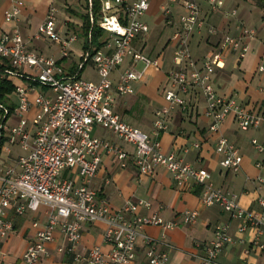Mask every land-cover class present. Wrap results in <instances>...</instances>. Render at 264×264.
I'll return each instance as SVG.
<instances>
[{
    "label": "built area",
    "instance_id": "obj_1",
    "mask_svg": "<svg viewBox=\"0 0 264 264\" xmlns=\"http://www.w3.org/2000/svg\"><path fill=\"white\" fill-rule=\"evenodd\" d=\"M174 2H179L182 11L179 25L171 36L174 41L173 65L166 70L169 86L164 90L168 104L155 109L150 133L124 120L113 107L117 94L134 91L133 81L140 79L147 67L159 66L157 56L134 44L137 36L149 31V24L143 18L149 0H101L100 16L96 22L108 35L102 47L90 44L83 49L74 71L67 70L58 57L30 48L17 27L3 29L0 26V57L10 65L5 69V75L23 80L14 85L17 102L13 109L9 111L0 103L3 111L0 138L5 141L4 148L10 152L11 146L16 144L23 150L0 172V245L1 239L14 227L9 211L23 213L43 204L46 215L43 221L36 217L32 219L34 232L22 253V264L38 263L56 228L62 231L67 241L66 249H73L85 221L103 222V237L109 247L103 249L99 243H93L84 253H75L83 264H127L135 255L138 235L145 244L149 264H169L167 250L158 248L156 239L142 227L158 224L169 228L181 221H196V207H187L179 216L165 218L156 211H138L139 205L150 203L148 199L127 198L121 205L112 206L105 195L99 194L93 185L100 162L99 148L104 147L113 153L122 166L130 154L121 145L93 134L95 124L133 145L131 157L140 173L151 174L161 165L177 180L191 178L199 182L200 200L204 204L218 203L231 215L241 217L239 229L248 226L254 229L250 246L264 248V194L257 196L258 207L240 204L237 192L214 184L207 168L184 161L174 151L164 152L158 139L159 133L168 127L167 117L171 108L186 109L185 95L192 89H197L204 98V113L210 118V131L219 130L227 116H231L244 130L264 122V107L253 110L239 101L235 94L219 93L212 79L215 70L224 66L228 54L243 58L248 53L249 40L255 36V28L239 20V32L232 34L208 23L203 5L209 10L221 9L225 0H166L161 4L166 22H171V5ZM87 4L90 22H93L91 0H87ZM22 5V0H15L4 9V20L13 21ZM56 10V5L50 3L36 35L47 37L57 44L60 57H68L70 46L78 34L74 31L62 34L57 30ZM224 14L235 17L237 9L232 7ZM203 29L207 34L218 35V38L210 50L197 59L191 53L189 40L194 32L200 33ZM127 57L128 65L113 80V70ZM88 60L93 62L97 74L95 79L82 76L78 71ZM139 61L143 63L140 69L136 67ZM40 85L49 87L51 93L40 91ZM33 89L36 92L31 98L29 93ZM8 114H14L16 121L7 123ZM250 142L257 151H264L263 144L256 137H252ZM214 148L221 155V166L234 172L240 169L242 155L235 143L220 134ZM256 165L261 166V162L256 161ZM255 179L260 185L264 175L258 174ZM230 240L228 222H217L212 235L202 243V251L196 253L199 263L225 264L218 260V253ZM62 248L58 246V249Z\"/></svg>",
    "mask_w": 264,
    "mask_h": 264
},
{
    "label": "crops",
    "instance_id": "obj_2",
    "mask_svg": "<svg viewBox=\"0 0 264 264\" xmlns=\"http://www.w3.org/2000/svg\"><path fill=\"white\" fill-rule=\"evenodd\" d=\"M14 1L0 0V26L3 29L17 27L30 48L58 57L67 70L74 71L81 55L79 59H76L70 48L68 57H60L57 44L45 36L37 37V27L43 21L50 3H54L57 10L59 6L62 8L71 6L77 10L79 7L83 8L82 4L86 0H22L23 5L16 18L13 21H6L3 18V11ZM165 1L149 0L150 6L159 3L160 7ZM232 7L237 9L236 16L225 15L224 11ZM73 8L69 9L71 13L63 12L65 15L63 19L75 21L81 26L82 22L77 20L78 17L73 18V15H77L71 11L74 10ZM171 9V22L165 21L162 12L161 16L155 19L152 17L150 22L148 20L151 15L150 10L145 12L143 18L149 24V31L137 36L134 44L150 55L157 56L159 66H152L154 68L144 79L142 76L133 81L132 93L117 94L113 101L114 109L124 120L148 133L153 128L155 109L168 104L164 98V90L169 86L166 70L173 65L171 57L174 41L171 36L174 28L179 25V14L182 11L179 2L172 3ZM203 10L206 21L222 32L238 33L239 20L255 28V36L249 40L248 53L243 58H237L233 53L228 54L224 66L215 70L212 79L219 93L235 94L239 101L253 110L263 108L264 8L248 0H225L221 9L209 10L206 5H203ZM150 23L157 25L152 28ZM58 25L56 21V28L60 33L72 32L62 31L61 26ZM107 35L108 33L104 31L99 38L98 46H103ZM217 38L218 35L207 34L204 29L200 33L194 32L189 40L192 55L200 59L210 50ZM81 46L83 52V43ZM128 61L127 57L113 70L111 74L113 80L117 79L119 72L128 65ZM260 65L263 66L262 69L259 68ZM78 71L85 77L93 79L97 77L91 60L86 61ZM7 77L13 81L14 85L23 81L17 77ZM11 92L7 95L6 102L15 105L17 98L14 101ZM35 92L36 89L30 91L31 98ZM185 96L187 108L183 110L178 106L171 108L167 117L168 127L158 135L161 149L164 152L174 151L184 161L207 168L209 178L214 184L237 192L240 204L258 207L257 196L259 193L264 194V180L258 185L255 177L258 174L264 175V151H257L250 139L256 137L264 146V122L258 127L244 130L237 126L231 116H227L220 124L219 130L213 132L208 128L210 118L204 113L205 101L201 93L197 89H192ZM16 119L14 114L6 116L7 123H13ZM95 127L96 132L93 127L95 135L121 145L130 154L126 164L122 166L113 153L104 147L99 148L100 162L93 178V185L99 194L107 197L112 206L121 205L127 198H145L150 203L139 205L138 211L141 213L156 211L165 218L179 216L180 212L187 207L198 208L195 222L181 221L169 228H163L158 224H146L142 227L143 231L156 239L155 244L158 248L167 250L169 264H200L196 253L202 251L201 245L212 235L214 225L222 221L228 222L231 240L226 242L219 251L218 260L225 264H264V248L250 246L254 229L249 226L239 229L238 226L243 219L231 215L218 203L204 204L200 200L201 184L199 182L191 178L177 180L167 168L161 165L157 166L151 174L140 173L131 157L133 145L100 124H95ZM220 134L226 136L240 149L241 167L236 172L227 170L219 162L221 155L215 151L214 147L216 138ZM1 142L3 143L0 151L5 149L4 139ZM18 148L19 151L15 152L11 146V154L15 157L23 151L19 146ZM15 157L13 159L11 157L10 163ZM256 161H260L261 166H257ZM5 167L0 166V172ZM9 214L12 215L14 227L1 239L0 264H22V253L34 232L32 219L35 217L40 221L45 219L44 205L41 204L37 209H26L18 214L9 211ZM103 227L102 221H85L80 239L71 250L66 249L67 241L62 231L56 228L54 237L46 242V251L41 252L37 264H83V260L75 257V253H84L93 243H99L103 249L109 247V243L103 237ZM262 238L264 239V234ZM59 245L63 248L58 249ZM127 264H149L145 254V244L140 235L136 238L135 255Z\"/></svg>",
    "mask_w": 264,
    "mask_h": 264
},
{
    "label": "rangeland",
    "instance_id": "obj_3",
    "mask_svg": "<svg viewBox=\"0 0 264 264\" xmlns=\"http://www.w3.org/2000/svg\"><path fill=\"white\" fill-rule=\"evenodd\" d=\"M248 1H251L253 2V0H248ZM82 7L83 8H78V12L82 13V12H85L86 11V2L82 4ZM151 7V8H150ZM72 9L73 7L71 6H63V8L61 6H59V9L57 10L56 12V18H57V24H59L61 26V30L62 31H74V32H78V38L76 40V42H73L70 46V48L72 49V53L74 55V57L76 59H79L80 55L82 54V46L81 44L83 43V36L81 34V26L79 25V23H76L75 21H71V20H67V19H63L65 17L64 13L63 12H66V13H69L70 10L69 9ZM65 9V11H64ZM74 9V8H73ZM76 10V9H74ZM150 10V16L148 18V20L151 22L152 20V17L153 19H155L157 16H161V12L163 13L161 7H160V4L159 3H154L152 6H150L149 4V7L147 9V11ZM146 11V12H147ZM149 12V11H148ZM71 13V12H70ZM75 14V13H74ZM74 17L73 18H77V20H79L80 22H82V19L81 17L78 15H73ZM58 25V26H59ZM150 25L152 26V28L156 27L155 25L157 24H152L150 23ZM154 25V26H153ZM54 48V47H52ZM143 66V63L142 62H137L136 64V67L137 68H142ZM154 67L152 66H149L145 69V72L143 74V77L142 79H144V77H146V75L153 69ZM86 75V73H84ZM21 82V81H20ZM39 89L40 91H42L43 93L45 94H49L51 93V90L49 89V87H45V86H42L40 85L39 86ZM11 97L14 101H16V98H17V95L15 93V91L13 90L11 92ZM94 127V132H96V127L95 125L93 126ZM98 129V128H97ZM93 130H92V133L94 134ZM12 149L13 151L17 152L19 151V148L18 146L16 145H12ZM12 151H10V154H8V152L5 151V149H2L0 151V166L4 167V166H7L10 162H11V157L12 159L15 157L14 154H11ZM64 174H67L66 172Z\"/></svg>",
    "mask_w": 264,
    "mask_h": 264
},
{
    "label": "trees",
    "instance_id": "obj_4",
    "mask_svg": "<svg viewBox=\"0 0 264 264\" xmlns=\"http://www.w3.org/2000/svg\"><path fill=\"white\" fill-rule=\"evenodd\" d=\"M87 2V0H86ZM253 2L261 7L264 8V0H253ZM100 7H101V0H91V13L93 15V22H90L89 13H88V4L86 3V11L85 12H78L77 10H71L73 13L79 15L82 19L81 23V34L83 36V48H88V46L94 45L97 47L100 44L99 38L104 33V30L97 24L96 20L100 16ZM10 65L6 62V60L0 57V103L4 106L9 108V111L13 109L12 103H7V95L14 89V83L11 79H9L5 75V69L9 68ZM2 108H0V113L2 114ZM2 117L0 118V121ZM2 139L0 138V141Z\"/></svg>",
    "mask_w": 264,
    "mask_h": 264
}]
</instances>
